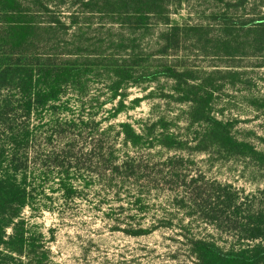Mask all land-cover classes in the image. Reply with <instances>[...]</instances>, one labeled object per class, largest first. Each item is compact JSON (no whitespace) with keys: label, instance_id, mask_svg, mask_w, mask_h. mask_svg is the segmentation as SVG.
Here are the masks:
<instances>
[{"label":"trees","instance_id":"1","mask_svg":"<svg viewBox=\"0 0 264 264\" xmlns=\"http://www.w3.org/2000/svg\"><path fill=\"white\" fill-rule=\"evenodd\" d=\"M183 1L0 0V264H53L29 217L64 210L90 191L113 231L141 237L177 228L182 239L174 240L189 264H264V190L245 194L195 169L203 155L251 163L264 177V152L236 138L233 123L212 110L216 94L245 72L166 60L191 42L264 67V0L246 18L237 13L249 0H211L224 7L207 16L219 25L216 36L206 26L172 25ZM159 26L151 62L141 45ZM160 79L171 84L161 97L187 106L186 127H197L191 136L160 117L137 128L112 122L126 109L127 89ZM94 81L105 94L92 92ZM249 101L264 116V98ZM159 192L165 206L154 222L119 226L123 215L147 216Z\"/></svg>","mask_w":264,"mask_h":264},{"label":"rangeland","instance_id":"2","mask_svg":"<svg viewBox=\"0 0 264 264\" xmlns=\"http://www.w3.org/2000/svg\"><path fill=\"white\" fill-rule=\"evenodd\" d=\"M260 2L262 0H249L245 11L238 12L237 16L243 13L245 18L252 17L253 14L249 12L253 6H259ZM223 8L221 3L211 0H185L176 12L172 11L170 20L172 25L209 27L210 36H216L219 25L207 16L211 13H222ZM259 8L260 12L264 11V7ZM161 28L162 26L156 27L154 35L144 39L141 45L146 55L153 56L151 62L158 58L156 35ZM176 57L182 58L186 65L200 70L218 68L245 72L242 82L235 87L226 85L216 94L212 110L218 119L233 123L231 132L236 138L248 141L257 150L264 152V116L256 112L249 103L250 99L264 98V67H256L262 61L251 56L241 59L215 56L210 51L204 53L198 50L191 42H186L177 55L169 56L166 60L173 63ZM103 84L102 81L92 82V92L96 94L102 89L105 94ZM170 85L169 81L160 79L156 83L127 89L124 102L126 109L112 119V122H129L137 128L160 117L170 123L172 132L180 136H191L197 127L189 130L186 127L187 106L173 99H164L160 95L161 92L167 93ZM136 98H140V103L132 105V100ZM111 107L112 105L105 106L107 110ZM154 150L157 151L158 148ZM166 154L170 155L172 152H161V156ZM195 161L197 171L220 182L230 183L245 194L257 189L264 190V177L251 163L223 162L216 159L207 161L203 155L196 156ZM98 200L99 196L90 191L64 210L56 208L58 210L42 211L33 216H30L29 211L24 213L26 217L30 216L32 231L42 234L51 251L53 264H189L184 246L174 240L182 239L176 236L177 228H160L141 237L126 236L122 232L113 231L112 220L107 219L103 211L97 208ZM164 200L162 192H159L157 198L155 195L151 196L147 216L130 219L128 215H123L124 217H119V226L125 227L126 222L149 226L160 216V206H165Z\"/></svg>","mask_w":264,"mask_h":264}]
</instances>
